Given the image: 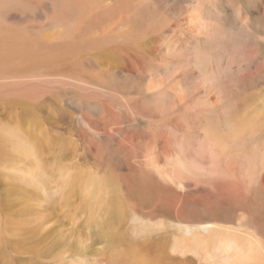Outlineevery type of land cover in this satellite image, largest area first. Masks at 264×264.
Returning <instances> with one entry per match:
<instances>
[{
	"label": "rangeland",
	"instance_id": "obj_1",
	"mask_svg": "<svg viewBox=\"0 0 264 264\" xmlns=\"http://www.w3.org/2000/svg\"><path fill=\"white\" fill-rule=\"evenodd\" d=\"M194 1H185L187 9ZM212 1L230 20L227 28L213 26L214 36L202 45H188L189 25L177 14L167 20L160 12L148 13L152 23L145 30L132 23L138 42L156 50L140 71L162 75L167 84L181 79L177 91L198 97L187 103L190 107H211L214 98L207 89L218 92L219 107L233 110L232 122L251 120L264 155V0ZM54 2L2 0L0 30L33 46L39 38L52 42L45 36L67 29L49 15ZM241 17L246 27L240 28ZM169 40H176L179 60L168 58V70L159 74L158 46ZM87 80L98 93L38 85L39 91L30 88L35 83L18 96L0 92V264H264V169L252 184L254 192L242 188L221 204L229 207L227 214L195 212L201 203L217 205L209 198L220 177H209H214L211 188L182 186L177 155L161 151L166 138L181 142L182 133L150 120L170 105L152 97L141 107L136 88L123 79ZM209 118L207 129L221 137L225 127L212 125L218 122L215 115ZM225 146L245 176L251 151L241 152L231 141ZM251 203L256 211H250Z\"/></svg>",
	"mask_w": 264,
	"mask_h": 264
},
{
	"label": "bare ground",
	"instance_id": "obj_2",
	"mask_svg": "<svg viewBox=\"0 0 264 264\" xmlns=\"http://www.w3.org/2000/svg\"><path fill=\"white\" fill-rule=\"evenodd\" d=\"M185 1L190 2V0H55L54 7L51 8L52 13L49 15L53 17L55 24L66 25L67 29L56 32L52 36H45L50 38L52 42L47 43L44 38L38 37L37 45L33 46L34 44L30 45L24 37L14 32L8 33L0 30V92L5 95L14 94L18 96L23 94L26 84L35 83V87L30 88L36 89L37 87L39 91L47 86L58 90L62 87H75L80 91L96 94L99 91L85 85L87 79L95 77L96 79L118 80V82L120 79H123V82H132V88L135 87L136 94L141 97L139 101L142 104L138 102L141 107L144 103L152 102V97L163 99L170 105V109L150 117V120L151 123L157 126L168 127L175 132L182 133L181 142L166 138L161 146L163 155L165 153L166 156L168 152L177 155L175 160H177L178 169L182 174L180 181L182 186L189 188L192 185L193 189L198 184H203L211 188L214 177H209L215 175L217 178H221L218 179L220 181L217 183L218 188H213L220 191H214L213 197L209 198V200H217L220 204L216 202V205L212 202L213 205H210L212 203L209 201L210 204L208 205L201 203V206H198L199 208L195 207L197 209L195 212L204 214L205 217H213L214 214H220V212L223 214L229 212V207L221 206V204L229 202L231 196L237 193L238 190L245 188L254 192V185L252 186V184L258 182V178L263 172L264 155H259L258 149L260 150L262 144L258 138L255 139L257 134L254 133L253 129L251 130V120H242L238 123L232 122L234 118L233 110L228 109L225 111L224 108L219 107L221 98L218 92H214L210 88V90L207 89L208 93H211L214 98V104L211 107H190L187 103L197 100L198 97H195L194 91L188 93L177 91L176 86L181 84V79L173 78L171 80L170 78L167 84L164 77H161L162 75H144L141 73L140 68L150 64L149 62L156 50L148 46L144 47L138 42L137 37H140V34L135 30L132 23L139 22L141 29L145 30L147 26H143L148 21L152 23L150 19H147L148 13L156 15L160 12L167 20L172 15H179L184 25H189L186 34L187 42H190L188 45H202L207 39L211 38L213 26L228 27L230 19L228 20L225 16L227 10L219 9L215 5L216 2L212 0H195L194 5H190L189 10L185 5ZM158 17L157 15L156 18ZM246 20L245 18H239L240 28L246 27ZM162 26L160 25V27ZM158 29L156 32L159 31ZM179 33L183 35V32ZM175 41L169 40L166 44L158 46V54L163 57L157 67L159 74H164L168 70L170 66L168 58H171L173 63L179 60L175 51L180 49L172 44ZM181 55L179 54V56ZM29 69H37L38 72L43 71L44 73L48 72L49 75L47 76H50V78H43L47 77L43 74L27 73L26 71H32ZM195 90L197 91V88ZM107 95L115 96L116 94L108 93ZM111 98L113 97L111 96ZM177 113H179L178 117L174 115ZM213 115L217 117L218 122L212 125L225 127V133L221 137L217 134V131L212 132L206 127L207 120L213 123L212 118H209ZM226 141H231V144L237 146L241 152L251 151L248 156L250 159L249 172H246L245 176L241 177L243 175L242 168L235 161V156L228 153L225 146ZM16 143L17 146H20V141ZM197 194L194 198L199 201L200 196L199 193ZM255 195H253V198ZM249 207L250 211H256L253 209L252 203Z\"/></svg>",
	"mask_w": 264,
	"mask_h": 264
}]
</instances>
